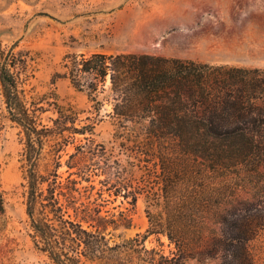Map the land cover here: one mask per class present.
I'll return each mask as SVG.
<instances>
[{
    "label": "trees",
    "instance_id": "16d2710c",
    "mask_svg": "<svg viewBox=\"0 0 264 264\" xmlns=\"http://www.w3.org/2000/svg\"><path fill=\"white\" fill-rule=\"evenodd\" d=\"M16 47H0V95L20 129L28 235L39 252L54 264H138L139 235L110 243L108 228L129 226L131 217L104 213L91 201L95 185L83 182L93 174L102 176L101 196L108 191L133 206L146 197L148 234L166 235L179 251L155 264H185L203 245L200 254L223 252L221 264H257L250 243L264 229V68L149 53H68L51 83L66 78L85 93L90 107L77 111L59 103L55 88H29L33 58ZM106 104L119 146L131 150L126 162L94 138ZM48 110L55 115L45 123ZM5 215L0 179V237ZM210 222L223 232L212 241Z\"/></svg>",
    "mask_w": 264,
    "mask_h": 264
},
{
    "label": "rangeland",
    "instance_id": "374dc122",
    "mask_svg": "<svg viewBox=\"0 0 264 264\" xmlns=\"http://www.w3.org/2000/svg\"><path fill=\"white\" fill-rule=\"evenodd\" d=\"M14 44L16 51H28L33 58L34 77L29 88L34 87L40 93L55 88L63 107L82 111L90 107L85 93L74 89L66 78H59L55 85L51 83L53 74L62 70L63 57L68 53H149L264 68V0H0V47L9 49ZM110 111L109 104L102 108L94 138L126 162L132 153L119 146ZM90 114L82 112L81 117ZM54 115L52 110L42 113L43 122L47 123L49 116ZM0 126V179L6 209V228L0 237V264H54L34 247L28 235L21 185L20 129L8 118L1 95ZM67 150L73 152L74 147L70 145ZM67 159L65 155L63 162ZM66 169L64 165L60 172ZM100 178L92 174V182H83V185H95L94 190L87 192L91 201L102 204L104 213L118 216L125 211L131 217L129 226L108 228L111 244L125 243L139 235L134 242L138 264H155L162 254L173 257L179 252L166 235L148 234V202L144 195L139 196L135 206L108 191H103L101 196ZM209 225L206 239L212 241V236L222 235L220 223ZM250 246L257 264H264V229ZM203 247L185 264L222 263V251L210 248L200 254ZM91 264H104V261Z\"/></svg>",
    "mask_w": 264,
    "mask_h": 264
}]
</instances>
